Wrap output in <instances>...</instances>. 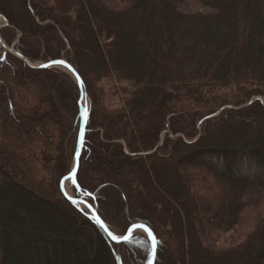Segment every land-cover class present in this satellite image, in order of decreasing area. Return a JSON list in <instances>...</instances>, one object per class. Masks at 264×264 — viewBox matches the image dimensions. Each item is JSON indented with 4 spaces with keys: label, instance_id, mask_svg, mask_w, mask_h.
<instances>
[{
    "label": "trees",
    "instance_id": "trees-1",
    "mask_svg": "<svg viewBox=\"0 0 264 264\" xmlns=\"http://www.w3.org/2000/svg\"><path fill=\"white\" fill-rule=\"evenodd\" d=\"M120 1L0 0L6 44L40 63L68 60L85 84L74 188L112 232L149 226L155 264H264V0H198L201 13L180 9L188 0ZM112 78L132 88L116 109L102 102ZM80 99L63 69L10 52L0 62V264H148V236L112 240L62 191ZM39 155L42 179L29 162ZM250 218L242 241L216 245Z\"/></svg>",
    "mask_w": 264,
    "mask_h": 264
},
{
    "label": "rangeland",
    "instance_id": "rangeland-1",
    "mask_svg": "<svg viewBox=\"0 0 264 264\" xmlns=\"http://www.w3.org/2000/svg\"><path fill=\"white\" fill-rule=\"evenodd\" d=\"M110 4L113 5V6H119V7L124 5L123 2L120 1V0H112V2H110ZM180 9H182V10H184L186 12H195V13H201V12L210 11V9L204 3H202V2H200L198 0H188V2H184V3H182L180 5ZM5 19L6 18L3 17V16L0 17V25H4L5 24ZM17 42L18 41L14 42L13 44H11L9 46L17 47ZM3 52L5 53L6 50L0 44V54H2ZM4 53H3V56H4ZM0 62L2 64L4 62V60L0 59ZM33 62L36 63V64L40 63V61L39 62L38 61H33ZM187 63H189L187 66L192 64L191 61H188ZM191 67H193V65H191ZM54 68H57V67H54ZM60 69H62V68H60ZM63 70L66 71L65 69H63ZM66 72L69 73L68 71H66ZM71 76L73 77V75H71ZM101 85L103 86L104 91H105V94H104V97L102 99V102H103V104H106L111 109H116V108L122 107L124 105V103H125L124 99L126 97H128V93L127 92H129V91H126V89L127 90H131L132 89L128 82L119 81V80H116L114 78L104 80L101 83ZM263 99H264V97H263ZM84 102H85V100L83 99V103ZM87 105L91 106V100H90L89 97H88V100H87ZM40 155L37 156L36 158L32 157L31 161H29V162L32 164V166L34 168L33 172H34L35 176L42 179L45 176L49 177V175L47 174L48 171L45 168V166L43 165L42 157ZM74 183H75L74 178L73 179H69L67 181V184H65L66 192L70 196H74V197L81 196V197L86 198L87 195L83 194L81 191H76V189L74 188ZM194 184L197 185L196 182ZM148 189H150V191H152V193L156 192V189L161 192V189H159L157 187L154 188V187L150 186V187H148ZM3 192H6V194L11 195V194H14L15 192H18V189L7 186V187H5L3 189ZM108 193H109V195L111 197V203H112L113 207L117 208L119 210V212H121V204L116 199V191H114V190L109 188ZM5 202L9 203V199L4 200L2 202V204H4ZM143 203L146 204V201L144 200ZM75 205L79 209H82L85 212H87V214L90 217L95 219L93 213L91 212L90 208L87 205H85L83 203H75ZM122 216H124L123 213H122ZM26 228L28 229L27 233H26L28 240L26 241L27 238L25 237L22 241H24V242L30 241V244H31V243H33L31 229H30L29 225L26 226ZM252 229H253V227H252L251 218L250 219H246V220L243 219V221H242V223L240 225H236L233 228H230V229L224 231L223 233L219 234L218 237L215 238L216 239L215 243H216L217 246H224V245H231V244L239 243L240 241H242L245 238V236H246L245 234L247 232L251 231ZM137 233H142V234L148 236L149 238H151V236L147 232L136 231L134 233V235L137 234ZM117 235H119V234L114 233V236H117Z\"/></svg>",
    "mask_w": 264,
    "mask_h": 264
},
{
    "label": "water",
    "instance_id": "water-1",
    "mask_svg": "<svg viewBox=\"0 0 264 264\" xmlns=\"http://www.w3.org/2000/svg\"><path fill=\"white\" fill-rule=\"evenodd\" d=\"M0 17H2V15H0ZM7 24H8V21L5 19V24L4 25H7ZM1 27H2V25H0V28ZM0 44H1V46H3L5 48L6 52H10V53L14 54L15 56L21 58L23 61H25L30 66H33V67H47V68H51V67L62 68V69H65L71 75L74 76V78L76 79V81H77V83H78V85H79V87L81 89L80 132H79L78 140H77V148H76V152H75V164H74V167H73L72 171L62 180L61 188H62L64 194L66 195V197L70 201H72L73 203H83V204L87 205L90 208V210L93 213V215H94L95 219L97 220V222L100 224V226L104 229L106 234L112 240H114V241H123V240L129 239L131 236H133L136 231L144 232V230H145V232H147L151 236L152 245H153L152 256H151L148 264H155V260H156V256H157L158 243H157L155 234L153 233V231L151 230V228L149 226H147L146 224H143V223H137V224L132 225L127 230L126 234L116 237V236H114L112 231L109 229L107 224L100 217V215L98 214L95 206H93L84 197H81V196H77V197L70 196L65 190V181L67 179L75 178L76 174L78 172V168H79V164H80V158H81V153H82V148H83L84 141H85V134H86V131H87V127H88V123H89V116H90V112H91V107L89 105H87L88 95H87V92H86V87H85V84H84L81 76L77 72V70L74 68V66L68 60H66L64 58L57 59V60H49V61L44 62V63H37L36 64L32 60H30L29 58L24 56L23 53L17 47L7 45L4 42V40L2 39L1 35H0ZM6 52L4 53V56H3L2 60L5 59ZM59 62H63V63H59ZM83 99L85 100L84 103H83ZM113 237H116V239H113Z\"/></svg>",
    "mask_w": 264,
    "mask_h": 264
},
{
    "label": "bare ground",
    "instance_id": "bare-ground-1",
    "mask_svg": "<svg viewBox=\"0 0 264 264\" xmlns=\"http://www.w3.org/2000/svg\"><path fill=\"white\" fill-rule=\"evenodd\" d=\"M69 179H67L66 181H65V184H67V181H68ZM144 232H145V230H144Z\"/></svg>",
    "mask_w": 264,
    "mask_h": 264
},
{
    "label": "snow or ice",
    "instance_id": "snow-or-ice-1",
    "mask_svg": "<svg viewBox=\"0 0 264 264\" xmlns=\"http://www.w3.org/2000/svg\"><path fill=\"white\" fill-rule=\"evenodd\" d=\"M59 63H63V62H59ZM113 239H116V237H113Z\"/></svg>",
    "mask_w": 264,
    "mask_h": 264
}]
</instances>
